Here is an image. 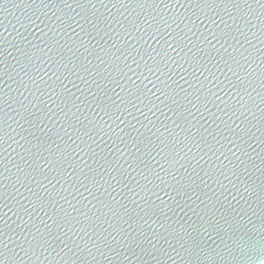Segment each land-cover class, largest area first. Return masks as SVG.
I'll return each mask as SVG.
<instances>
[{"label": "water", "instance_id": "1", "mask_svg": "<svg viewBox=\"0 0 264 264\" xmlns=\"http://www.w3.org/2000/svg\"><path fill=\"white\" fill-rule=\"evenodd\" d=\"M262 237L264 0H0V264H259Z\"/></svg>", "mask_w": 264, "mask_h": 264}, {"label": "snow or ice", "instance_id": "2", "mask_svg": "<svg viewBox=\"0 0 264 264\" xmlns=\"http://www.w3.org/2000/svg\"><path fill=\"white\" fill-rule=\"evenodd\" d=\"M262 241H264V237L261 238ZM253 249L255 250V246H253ZM260 261L261 264H264V243L260 244Z\"/></svg>", "mask_w": 264, "mask_h": 264}, {"label": "clouds", "instance_id": "3", "mask_svg": "<svg viewBox=\"0 0 264 264\" xmlns=\"http://www.w3.org/2000/svg\"><path fill=\"white\" fill-rule=\"evenodd\" d=\"M259 264H261V261H259Z\"/></svg>", "mask_w": 264, "mask_h": 264}]
</instances>
